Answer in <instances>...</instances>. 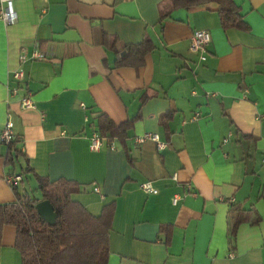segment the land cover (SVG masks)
Here are the masks:
<instances>
[{
	"label": "crops",
	"instance_id": "1",
	"mask_svg": "<svg viewBox=\"0 0 264 264\" xmlns=\"http://www.w3.org/2000/svg\"><path fill=\"white\" fill-rule=\"evenodd\" d=\"M233 1L243 24L227 29L217 0H16L15 23L0 21V133L11 121L31 170L78 184L72 199L92 216L114 203L107 264H264V0ZM200 30L211 36L204 61L189 50ZM103 35L120 46L148 38L154 50L140 67L116 68ZM23 96L33 108L21 110ZM100 114L115 125L138 117L128 155L105 140L89 150ZM146 133L166 147L136 144ZM6 154L0 140V205L15 201ZM30 175L20 192L36 188ZM15 237L2 228L0 264H21Z\"/></svg>",
	"mask_w": 264,
	"mask_h": 264
},
{
	"label": "trees",
	"instance_id": "2",
	"mask_svg": "<svg viewBox=\"0 0 264 264\" xmlns=\"http://www.w3.org/2000/svg\"><path fill=\"white\" fill-rule=\"evenodd\" d=\"M205 0H172L173 8H188L202 5ZM218 15L223 29L241 27L240 9L233 0H217ZM101 45L115 55L114 67H140L144 57L154 50L153 43L144 38L139 44L120 46L117 38L103 35ZM145 100V99H144ZM138 117L120 125H115L105 114L97 117L96 132L108 145L118 143L128 155L126 131ZM20 138H13L7 147L5 166L23 179L36 183L30 191L11 189L15 196L13 203L0 205V245L2 228L6 225L16 229L15 249L19 252L21 264H107L109 257V234L111 231L114 203L102 207L98 216H92L72 195L80 193V187L73 181L58 179L50 181L37 176L30 168L28 160L21 155L18 147ZM24 164L19 165V160ZM129 159V156H128ZM130 162V159H129ZM22 180V181H23ZM38 194V196H36ZM48 201L54 210V225H48L37 214L35 205ZM231 206L228 221L233 224L232 236L241 223V213Z\"/></svg>",
	"mask_w": 264,
	"mask_h": 264
},
{
	"label": "built area",
	"instance_id": "3",
	"mask_svg": "<svg viewBox=\"0 0 264 264\" xmlns=\"http://www.w3.org/2000/svg\"><path fill=\"white\" fill-rule=\"evenodd\" d=\"M15 1L16 0H0V21L6 26H10L14 24L16 21L17 17L13 8ZM210 42H211V36L208 31L206 30L195 31L190 37L189 50L192 53L198 54L200 61H204L207 52V47L209 46ZM31 58L34 60H44L45 56L40 54L39 52H34L31 55ZM24 60L25 57L23 55L19 57L20 63L23 62ZM12 77L16 83V86L10 89V94L17 95L19 91L18 87L19 84L23 81L24 74L22 70L19 69L13 73ZM19 105L21 110L33 108V102L29 96H23L19 101ZM12 128H13L12 122L8 121L0 133L1 143L6 147H8V145L12 142L14 138L12 134ZM146 140H150L154 142L158 150H163L166 147L165 143L159 141V138L156 134L146 133L134 139L136 144H141ZM102 144H103V139L98 135L97 132H94L89 141V150L94 152L99 151L102 147ZM110 148L113 149V147ZM262 161L264 162V156ZM4 182L6 183V185H8L11 188L12 186L17 185L18 183H21L22 178L19 175L10 174L4 177ZM140 189L146 194L155 193V189L152 187V185L149 182H145L141 184ZM177 202H178V198L174 197L172 203L177 204Z\"/></svg>",
	"mask_w": 264,
	"mask_h": 264
},
{
	"label": "water",
	"instance_id": "4",
	"mask_svg": "<svg viewBox=\"0 0 264 264\" xmlns=\"http://www.w3.org/2000/svg\"><path fill=\"white\" fill-rule=\"evenodd\" d=\"M35 209L37 214L41 217V219L47 223L48 225H54L55 223V213L52 205L48 201H40L35 205Z\"/></svg>",
	"mask_w": 264,
	"mask_h": 264
},
{
	"label": "rangeland",
	"instance_id": "5",
	"mask_svg": "<svg viewBox=\"0 0 264 264\" xmlns=\"http://www.w3.org/2000/svg\"><path fill=\"white\" fill-rule=\"evenodd\" d=\"M21 183H18L17 186H18V189H19V186H20ZM28 188V186H27ZM30 188V187H29ZM20 191V190H19ZM36 196H38V194H36Z\"/></svg>",
	"mask_w": 264,
	"mask_h": 264
}]
</instances>
